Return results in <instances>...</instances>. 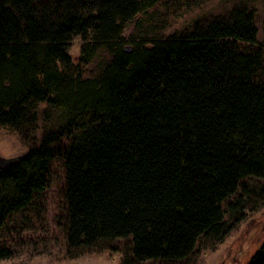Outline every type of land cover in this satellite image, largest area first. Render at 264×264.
Listing matches in <instances>:
<instances>
[{"label":"trees","instance_id":"trees-1","mask_svg":"<svg viewBox=\"0 0 264 264\" xmlns=\"http://www.w3.org/2000/svg\"><path fill=\"white\" fill-rule=\"evenodd\" d=\"M39 1L0 0V126L36 122L41 103L65 109L67 122L0 167V230L47 188L59 152L73 257L125 239L121 264H174L202 239L220 243L253 195L264 201V46L254 11L141 39L128 53L126 26L159 0ZM102 47L112 60L85 77ZM247 264H264V242Z\"/></svg>","mask_w":264,"mask_h":264},{"label":"rangeland","instance_id":"rangeland-1","mask_svg":"<svg viewBox=\"0 0 264 264\" xmlns=\"http://www.w3.org/2000/svg\"><path fill=\"white\" fill-rule=\"evenodd\" d=\"M51 2L41 0L37 4L50 7ZM234 8L254 11L259 28L258 45L264 46V0H159L126 26L122 40L125 45H133L135 41L148 40L157 34H188L215 20L227 19ZM81 45L80 39L70 43V52L76 59ZM112 57V52L102 47L93 60L83 66L84 76L100 74ZM66 119L67 112L62 107L39 104L36 122L21 129L0 126V154L24 155L30 148L40 146L46 133L60 130ZM66 144L67 138L62 136L57 150ZM65 190L66 167L57 152L50 164L47 188L36 195L28 209L13 214L0 230V251L6 254L0 258V264H121L130 244L125 239L108 244L103 251H88L73 257L66 240ZM256 198L253 195L245 218L220 243L211 246L202 239L190 258L174 264H247L264 242V201Z\"/></svg>","mask_w":264,"mask_h":264},{"label":"water","instance_id":"water-1","mask_svg":"<svg viewBox=\"0 0 264 264\" xmlns=\"http://www.w3.org/2000/svg\"><path fill=\"white\" fill-rule=\"evenodd\" d=\"M124 49L128 53H131L133 51V47L131 45H127ZM20 158H21V156L7 157V156H2L0 154V167H6V166L14 163L15 161L19 160Z\"/></svg>","mask_w":264,"mask_h":264}]
</instances>
